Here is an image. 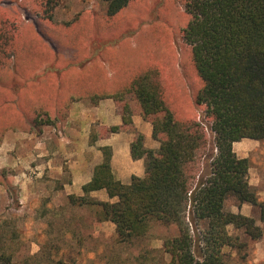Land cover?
<instances>
[{
    "label": "rangeland",
    "instance_id": "374dc122",
    "mask_svg": "<svg viewBox=\"0 0 264 264\" xmlns=\"http://www.w3.org/2000/svg\"><path fill=\"white\" fill-rule=\"evenodd\" d=\"M77 1L59 0L53 18L57 21L63 17L65 21L75 12L82 13V18L57 24L45 18L46 0H0V27L10 37L7 54L0 63V264H168L170 256L163 244L178 235L176 227L152 223L146 237L121 244L115 226L100 222L97 207L92 211L69 200L76 206L73 208L62 199L54 203L42 181L31 179L33 189L29 188V168L19 164L25 149L15 150V131H28L27 121L34 110L32 106L27 108V101L15 102V96L30 95L33 103L51 95L62 97L67 75L52 84L42 72L47 65H51L53 74L57 72L53 70L79 61L85 50L84 37L94 40L95 58L105 68L102 78L110 77L117 91L156 67L167 106L177 119L199 122L214 150L211 122L196 101L205 82L198 74L193 50L184 40L190 22L186 4L191 0H136L112 18L101 15L104 0H89L94 1L89 4L82 0L84 4L79 6ZM107 38L110 44L105 46ZM26 62L28 72L43 67L33 83L15 78ZM234 151L238 157H248L249 184L264 204V142ZM29 191L33 193L30 196ZM238 208L235 198L225 202L227 212ZM252 208L251 216L260 224L263 240L261 208ZM232 236L239 238L241 247L224 249V264L253 263L255 242L243 230H233ZM3 257L11 259L10 263L2 261Z\"/></svg>",
    "mask_w": 264,
    "mask_h": 264
},
{
    "label": "trees",
    "instance_id": "16d2710c",
    "mask_svg": "<svg viewBox=\"0 0 264 264\" xmlns=\"http://www.w3.org/2000/svg\"><path fill=\"white\" fill-rule=\"evenodd\" d=\"M58 1L46 0L47 20H53ZM133 1L104 0L107 16H116ZM186 12L190 22L184 40L205 82L196 101L211 122L214 150L202 125L176 120L160 85L141 76L119 98L126 101L127 129L135 131L131 118L140 112L161 144L158 150L146 149L144 136L136 133L131 153L145 160V177H133L128 185L116 180L112 150L102 148L104 161L83 187L85 196L69 200L80 207H97L100 222L115 226L121 244L146 237L152 223L176 227L178 235L163 244L168 264H224V249L241 247L239 238L230 235V226L254 242L263 237L253 218L225 211V202L235 198L240 206H258L264 220V204L249 184V161L240 159L233 148L244 139L264 142V0H191ZM5 32L0 27V63L10 43ZM99 190L116 201L89 198Z\"/></svg>",
    "mask_w": 264,
    "mask_h": 264
},
{
    "label": "crops",
    "instance_id": "0c3cea01",
    "mask_svg": "<svg viewBox=\"0 0 264 264\" xmlns=\"http://www.w3.org/2000/svg\"><path fill=\"white\" fill-rule=\"evenodd\" d=\"M89 3H94V1H86V4ZM103 3L105 7L101 15L106 16L107 6L105 2ZM81 4H84V2L78 0L77 5ZM95 14L96 12L93 16ZM82 15V13L75 12L65 17V21H63V17H61L62 20L55 21L54 17L49 22L63 24L79 17L82 18ZM93 41L90 37H84L85 50L81 59L76 63L66 64L59 70H53L57 71L56 73H51V65H47L44 71L41 70L42 67L38 70L33 69V72L32 70L28 72L29 62H26V64H20L21 68L19 70L22 71L20 70V74L17 73V76H15V78L27 79L28 83H33L43 71L42 76L45 80L53 84L61 82L59 79L67 75L64 79L67 87L64 89L62 97L55 98L51 95V98L47 96L44 101L38 99L37 102L33 103L30 95L15 96V102L27 101L29 102L27 108L32 106L34 110L27 121V123L29 122L28 131L24 132L22 130V132L20 129L19 132L15 131V150L25 149L22 152V157L19 158V164L24 167L27 165L29 168L27 172V185L29 188L33 189V186H31L33 183H30L31 179L35 178V181H42L45 183V190H50L49 196H53L54 203L57 199H62L69 204L70 196H85L83 187L91 183L95 169L104 161L102 148H111L113 175L116 180L128 185L133 177L143 178L146 174L145 160L135 159L131 153L136 133L144 136L146 149L158 150L161 146L160 142L153 138L152 123L144 119L140 112L133 113L131 118L135 131L127 129L124 125L123 111L126 101L119 98V95L138 78L130 85L120 89V91H117L116 86L112 87L110 77H107V79L102 78L101 72L105 68L104 64L95 58ZM104 42L105 46H108L110 39L107 38ZM16 55L15 53V60ZM72 69L75 71H72ZM143 76H150L152 80L160 85L166 104L163 87L159 81L160 73L158 69L154 67ZM52 90L54 92V89ZM52 90L50 94L53 93ZM35 110L39 112L35 114ZM169 110L171 111L170 108ZM173 115L178 121H190L179 120L174 113ZM19 120L21 119L19 118ZM115 129L119 130L116 131ZM249 140L244 139L236 142L233 148L236 150V147H240L245 150L246 147L254 146L259 142ZM25 143L26 145H24ZM18 154L21 155V153ZM239 157L248 158L246 155ZM19 170H21L20 173L25 174L24 169L19 168ZM32 194L31 191L28 192L29 196ZM88 196L101 202L116 201V199L109 197L106 190L94 191ZM70 207L75 208L76 206L70 203ZM85 207L92 211L95 208V206ZM252 207L258 206L244 204L237 211L231 212L252 217ZM104 223L109 224L110 222ZM97 225H99V221H97ZM257 225L260 226L258 223ZM233 230L236 229L232 226L228 228L230 235L233 234ZM253 248L256 252V259L251 264H264V238L256 241ZM233 256H235V253H233Z\"/></svg>",
    "mask_w": 264,
    "mask_h": 264
}]
</instances>
